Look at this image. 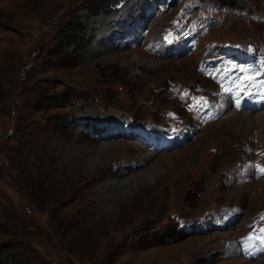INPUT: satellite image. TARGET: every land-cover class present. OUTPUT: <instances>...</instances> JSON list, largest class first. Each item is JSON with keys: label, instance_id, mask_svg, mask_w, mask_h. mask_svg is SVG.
Masks as SVG:
<instances>
[{"label": "rangeland", "instance_id": "1", "mask_svg": "<svg viewBox=\"0 0 264 264\" xmlns=\"http://www.w3.org/2000/svg\"><path fill=\"white\" fill-rule=\"evenodd\" d=\"M162 1L0 0V264H264V0L171 47Z\"/></svg>", "mask_w": 264, "mask_h": 264}, {"label": "trees", "instance_id": "2", "mask_svg": "<svg viewBox=\"0 0 264 264\" xmlns=\"http://www.w3.org/2000/svg\"><path fill=\"white\" fill-rule=\"evenodd\" d=\"M215 2L218 5V8L220 9V12L223 9L224 10L231 9V10H236V11H239V12H244L245 11V8L243 6H241L240 4H238L234 0H215ZM88 125L89 126H88L87 130H91V131L97 130V127H94L95 125L94 126L92 124H88ZM157 237L160 239V238H163V235L162 236L161 235H157ZM0 247L3 248V250H8V248L6 246L4 247L3 245H0ZM8 261L9 260H6V262H8ZM0 262H1V260H0Z\"/></svg>", "mask_w": 264, "mask_h": 264}, {"label": "bare ground", "instance_id": "3", "mask_svg": "<svg viewBox=\"0 0 264 264\" xmlns=\"http://www.w3.org/2000/svg\"><path fill=\"white\" fill-rule=\"evenodd\" d=\"M181 49H182V48H181ZM224 95H225V94H224ZM228 95H229V94H228ZM224 97H225V96H224ZM227 97H228V96H227ZM228 99H229V98H228ZM259 103H260V102H259ZM231 105H232V104H231ZM233 113L236 114V115L238 114L237 112H233ZM178 139H179V138H178ZM146 145H147V144H146ZM147 147H148V146H147ZM106 148H107V147H106ZM103 151H104V150H103ZM101 155H102V156L106 155V152H105V151L102 152ZM100 158H101V157H100ZM64 169H68V168H65V167H64ZM84 169H85V168H84ZM81 170H82V169H81ZM81 170H80V171H81ZM68 171H69V170H68ZM78 173H79V172H78ZM80 173H81V172H80ZM82 174H83V173H82ZM82 174H79V175H80L79 177H81ZM69 175H70V172H69ZM85 176H86V174H85ZM90 176H91V175H90ZM68 177H69V176H68ZM86 182H87V181H86ZM91 183H92V182H91ZM91 185H92V184H91ZM107 188H108V187H107ZM81 193H82V191H81ZM75 195H76V194H75ZM77 195H78L77 198H80V197H81V196L79 195V193H77ZM77 195H76V196H77Z\"/></svg>", "mask_w": 264, "mask_h": 264}, {"label": "snow or ice", "instance_id": "4", "mask_svg": "<svg viewBox=\"0 0 264 264\" xmlns=\"http://www.w3.org/2000/svg\"><path fill=\"white\" fill-rule=\"evenodd\" d=\"M167 39V37H166ZM236 106L239 108L240 107V102L237 101ZM261 172H264V169H260ZM261 231H264V229H261ZM249 239H252V236L250 235ZM257 239H259L260 243L264 244V236L262 237H258Z\"/></svg>", "mask_w": 264, "mask_h": 264}]
</instances>
